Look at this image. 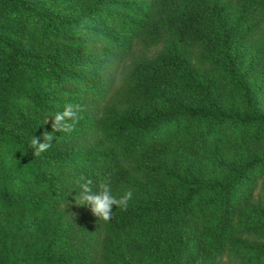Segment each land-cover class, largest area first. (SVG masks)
Masks as SVG:
<instances>
[{"label":"trees","instance_id":"trees-1","mask_svg":"<svg viewBox=\"0 0 264 264\" xmlns=\"http://www.w3.org/2000/svg\"><path fill=\"white\" fill-rule=\"evenodd\" d=\"M0 264H264V0H0Z\"/></svg>","mask_w":264,"mask_h":264},{"label":"clouds","instance_id":"clouds-1","mask_svg":"<svg viewBox=\"0 0 264 264\" xmlns=\"http://www.w3.org/2000/svg\"><path fill=\"white\" fill-rule=\"evenodd\" d=\"M83 106L78 103L68 102L65 103L62 110L51 115L52 120V132L45 131L42 133L43 141L41 142L39 137L32 136L29 142V146L34 150V156H41L47 152L53 140L54 132H71L75 129V126L83 118ZM47 122V120H46ZM76 185L79 188L78 194L75 196L76 203L79 205H87L94 216L98 218V221L108 223L112 216L113 205L122 211L126 210L129 201L132 199V191L127 190L122 195H114L112 191L110 179L101 180L93 188V181L89 178L81 175L76 181Z\"/></svg>","mask_w":264,"mask_h":264}]
</instances>
